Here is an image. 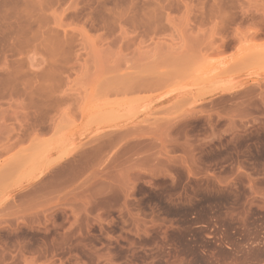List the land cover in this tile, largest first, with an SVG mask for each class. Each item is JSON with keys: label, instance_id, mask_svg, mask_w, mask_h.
<instances>
[{"label": "rangeland", "instance_id": "obj_1", "mask_svg": "<svg viewBox=\"0 0 264 264\" xmlns=\"http://www.w3.org/2000/svg\"><path fill=\"white\" fill-rule=\"evenodd\" d=\"M0 264H264V0H0Z\"/></svg>", "mask_w": 264, "mask_h": 264}, {"label": "bare ground", "instance_id": "obj_2", "mask_svg": "<svg viewBox=\"0 0 264 264\" xmlns=\"http://www.w3.org/2000/svg\"><path fill=\"white\" fill-rule=\"evenodd\" d=\"M36 176H37V175H36ZM28 179H29V178H28ZM28 179H27V180H28ZM32 180H33V179H32Z\"/></svg>", "mask_w": 264, "mask_h": 264}]
</instances>
